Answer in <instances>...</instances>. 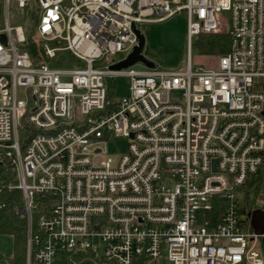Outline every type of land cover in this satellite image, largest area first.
Masks as SVG:
<instances>
[{"label":"built area","instance_id":"2783aa9c","mask_svg":"<svg viewBox=\"0 0 264 264\" xmlns=\"http://www.w3.org/2000/svg\"><path fill=\"white\" fill-rule=\"evenodd\" d=\"M17 2L40 17L34 55L29 26L0 27V212L15 202L25 221V264L81 252L98 264H264L256 208L238 213L264 165V0ZM179 10L186 68L112 67L139 44L135 26ZM201 33L229 35L215 68L193 67ZM64 49L83 65L48 67ZM117 76L129 91L112 100ZM116 138L126 150L109 149Z\"/></svg>","mask_w":264,"mask_h":264},{"label":"rangeland","instance_id":"374dc122","mask_svg":"<svg viewBox=\"0 0 264 264\" xmlns=\"http://www.w3.org/2000/svg\"><path fill=\"white\" fill-rule=\"evenodd\" d=\"M68 2V0H67ZM27 13H25L18 5L17 0H11L7 3L6 0H0V27L9 20L12 24H22L25 27L29 26L27 20ZM187 14L185 10L177 11L173 16L159 22H144L139 24L140 30L146 38L144 55L153 60L156 66L161 69H184L187 66L189 58V45L187 36ZM125 53L115 56V58L125 57ZM191 61L193 67L215 68L218 64V59L215 55L201 54L194 43L190 51ZM109 59L106 58L103 64H108ZM46 65L56 69H74L81 67L83 61L71 55V53L64 49L58 52L55 57L45 60ZM136 68H144L142 62L135 63ZM115 87L111 91V99L118 100L128 94L129 81L125 76H117L114 78ZM20 97L23 92H18ZM20 138H24L25 132L20 129ZM127 140L123 138H116L111 141L109 149L112 150H126ZM240 208L238 213L245 214L247 204L244 196L239 194ZM257 205L264 208V195L260 196ZM15 238L11 233L0 232V255L6 259H11L14 254ZM161 264H173L167 258L163 259Z\"/></svg>","mask_w":264,"mask_h":264},{"label":"trees","instance_id":"16d2710c","mask_svg":"<svg viewBox=\"0 0 264 264\" xmlns=\"http://www.w3.org/2000/svg\"><path fill=\"white\" fill-rule=\"evenodd\" d=\"M29 21V42L24 48L29 50L34 55V46L31 41V36L35 32L36 25L39 21V10L37 8H25ZM198 52L201 54L218 56L229 50V35L226 33H201L194 41ZM193 43V45H194ZM115 87L114 79L108 80V94L111 96V91ZM242 195L245 198L247 208H257V201L260 196L264 195V165L255 174L249 177L247 182L242 186ZM19 194V192H18ZM19 203V202H18ZM15 202L10 203L9 207L0 212V232L11 233L14 235V254L11 258V264H25V248H26V231L25 221L16 214L12 207ZM60 264H98L89 253H64L61 256Z\"/></svg>","mask_w":264,"mask_h":264},{"label":"water","instance_id":"95a60500","mask_svg":"<svg viewBox=\"0 0 264 264\" xmlns=\"http://www.w3.org/2000/svg\"><path fill=\"white\" fill-rule=\"evenodd\" d=\"M135 29L139 36V44L135 46L134 50L127 56L126 59L112 65L113 68L121 69V68L128 67L130 65H133L137 62H142L147 67H150V68H154L156 66V63L153 60L147 58L143 53L145 43H146L145 35L140 29L136 28V26H135ZM1 38H3L4 40L5 35L1 34ZM251 222H252L254 229L258 233H263L264 232V209L262 208L254 209L251 212Z\"/></svg>","mask_w":264,"mask_h":264}]
</instances>
